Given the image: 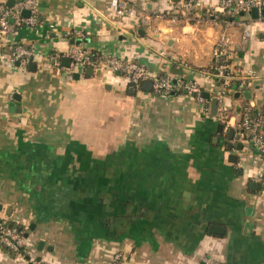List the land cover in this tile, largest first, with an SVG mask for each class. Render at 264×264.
<instances>
[{"label":"crops","instance_id":"1","mask_svg":"<svg viewBox=\"0 0 264 264\" xmlns=\"http://www.w3.org/2000/svg\"><path fill=\"white\" fill-rule=\"evenodd\" d=\"M36 1L38 24L21 26L0 49V219L26 235L23 254L0 245V264H203L205 256L264 264V162L229 138L246 106L264 107V16L209 17L222 0H198L187 20L170 14L172 0H128L150 17L147 27L118 14V0ZM72 39L194 80L210 96L203 103L183 90L163 95L145 81L88 74L67 56ZM221 42L232 76L222 99L229 127L212 113L223 88L207 75ZM16 43L37 53L28 66L11 64Z\"/></svg>","mask_w":264,"mask_h":264},{"label":"built area","instance_id":"2","mask_svg":"<svg viewBox=\"0 0 264 264\" xmlns=\"http://www.w3.org/2000/svg\"><path fill=\"white\" fill-rule=\"evenodd\" d=\"M254 7L258 8V10L264 9V0H222L219 7H215L210 11L212 13L209 14V17L218 15V13L227 17H237L241 13L250 12ZM200 9L201 6L198 0H172L170 14L175 17L181 16L187 20H192L197 16ZM23 10H28L30 15L28 17L23 16ZM207 11L209 12V10ZM117 12L120 15L137 16L139 25L150 26V17L146 14L139 15L136 5L128 0H118ZM214 12L215 14H213ZM39 14V6L36 0L21 1L14 6L0 3V49L9 46L7 36L16 32L21 26L37 25ZM36 54L33 46L16 43L10 55V62L12 65H17L16 63L20 62V66L25 67L33 61ZM213 54L217 63L216 70L208 72L207 75L215 78L222 85L223 89L218 99V112L220 120L223 123L225 122L226 127H229L231 124L226 122L225 106L222 99L229 94L227 86L232 76L227 66L222 65V60L226 54L223 42L216 45ZM67 56L72 60L74 66L81 68V71H84L87 67H92L98 74L111 72L123 76L127 83L135 86L141 84L142 81L150 80L153 82L154 90L160 94L169 95L171 91L176 89L181 91L187 89L189 93L195 92V96L198 97L200 102L204 103L206 100L203 90L197 85L196 81L185 79L181 76L173 77L170 73L155 74L149 72L147 66L141 63L125 61L114 56L102 57L79 44H72L67 51ZM73 71L74 68L70 67L68 72L70 79L73 78ZM174 79H177L176 85L172 83ZM246 86V80H241L238 85L239 90L245 89ZM231 128L234 129L235 139L248 142L252 149L259 153L260 158L264 162V107L255 109L252 105L246 106L237 126ZM257 178L264 185V174L259 175ZM0 243L8 251L23 254L26 247L24 229L0 219ZM203 262L204 264H217L210 256H205ZM28 264L43 263L37 259H30Z\"/></svg>","mask_w":264,"mask_h":264},{"label":"water","instance_id":"3","mask_svg":"<svg viewBox=\"0 0 264 264\" xmlns=\"http://www.w3.org/2000/svg\"><path fill=\"white\" fill-rule=\"evenodd\" d=\"M13 5V4H12ZM12 5H9V6H12ZM251 14H252V17L255 19V18H258L259 17V15L261 14L262 16H264V9H262L261 11H259L258 10V8H256V7H254L252 10H251ZM23 15H25V16H29L30 15V13H29V11L28 10H23ZM81 41H82V39H72L71 40V42L72 43H76V44H79V43H81ZM70 62H71V60L70 59H65L64 60V64H67V65H69L70 64ZM17 65H20V62H17L16 63ZM176 71H175V73L176 74H180V75H182L183 74V70L182 69H175ZM92 72H93V69H92V67H88L87 68V73L88 74H92ZM79 77H80V74L79 73H75V78L76 79H79ZM172 83L174 84V85H176V83H177V79H174L173 81H172ZM143 86H144V88L145 89H147V90H151L152 89V87H153V82L152 81H145L144 83H143ZM183 92L184 93H189L188 92V90L187 89H184L183 90ZM176 94V91H171V95H175ZM190 94L192 95V96H195L196 95V93L195 92H190ZM243 94H244V96H246V97H248V98H250V91L248 90V91H244L243 92ZM203 95H204V97H209L210 96V94L209 93H207V92H203ZM240 95V92H238L237 93V96H239ZM217 110H218V99L217 98H213V100H212V113L213 114H216L217 113ZM223 124L222 123H220L219 124V131H221L222 129H223ZM233 135H234V129L233 128H230L229 129V138L231 139V138H233ZM233 148V144H229V149H232ZM243 148V143L242 142H240L238 145H237V149H242ZM231 157H232V159H231V161H236L237 160V155L236 154H231ZM255 183H253V185H254ZM2 207H1V205H0V209H1ZM212 230L213 231H215V232H219L220 231V227H212ZM41 245H42V242H41ZM30 258V257H29ZM37 260H40V258H38ZM204 264V263H203Z\"/></svg>","mask_w":264,"mask_h":264},{"label":"rangeland","instance_id":"4","mask_svg":"<svg viewBox=\"0 0 264 264\" xmlns=\"http://www.w3.org/2000/svg\"><path fill=\"white\" fill-rule=\"evenodd\" d=\"M215 7H212V8H209V12L207 13V14H210V13H212V12H210V11H212L213 9H214ZM213 14H215V12L213 13ZM178 92H180L181 90H178V89H176ZM197 97V96H196ZM197 99H198V97H197ZM199 100V99H198ZM119 258V257H118Z\"/></svg>","mask_w":264,"mask_h":264},{"label":"trees","instance_id":"5","mask_svg":"<svg viewBox=\"0 0 264 264\" xmlns=\"http://www.w3.org/2000/svg\"><path fill=\"white\" fill-rule=\"evenodd\" d=\"M193 20V19H192ZM182 91H180V93H181ZM0 245H1V243H0ZM6 249V248H5ZM7 250V249H6ZM8 251V250H7ZM9 253H14V252H12V251H8Z\"/></svg>","mask_w":264,"mask_h":264}]
</instances>
